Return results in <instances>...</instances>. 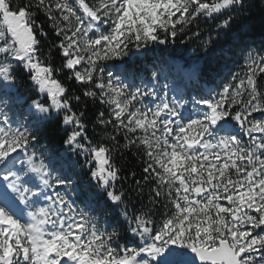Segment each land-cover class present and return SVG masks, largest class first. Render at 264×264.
Segmentation results:
<instances>
[{"label":"snow or ice","instance_id":"snow-or-ice-1","mask_svg":"<svg viewBox=\"0 0 264 264\" xmlns=\"http://www.w3.org/2000/svg\"><path fill=\"white\" fill-rule=\"evenodd\" d=\"M38 14L57 38L59 65L40 54L49 33ZM236 14L250 15L246 0H0V264H264V45L246 52L243 74L191 100L162 66L140 84L136 69L105 77L107 61L199 37L188 33L201 18L216 21L215 37L201 45L207 54ZM65 72L86 101L106 107L94 123L115 135L89 138L85 111L73 107L81 96L59 79ZM24 78L38 98L24 101L23 122L13 121ZM42 130L63 149L38 151ZM118 147L135 149L144 163L133 191L148 187L149 204L139 211L116 187ZM81 185L77 207L63 190ZM113 211L136 246L101 225L96 213Z\"/></svg>","mask_w":264,"mask_h":264},{"label":"trees","instance_id":"trees-1","mask_svg":"<svg viewBox=\"0 0 264 264\" xmlns=\"http://www.w3.org/2000/svg\"><path fill=\"white\" fill-rule=\"evenodd\" d=\"M246 6L250 10V15L247 17H241L236 14L235 23L232 26V31L229 32L228 36L225 37L221 35L218 40H214L212 47L209 49V53H205L202 50V42L207 40L211 34L215 37L216 33L214 30V24L216 21L208 20L206 18H201L189 26L190 31L188 35L192 32L199 31L201 35L199 37H193L188 39V36L180 37L178 36L175 43L169 42L166 45H156L149 49L146 54L137 53L134 50L130 52L129 57L124 58V60H114L111 61L113 65L121 63L124 68L140 70V75L144 77L147 74L146 68L148 63H152L153 60L167 62L169 60L174 61V59H179L184 65H194L198 67V79L199 82L206 85L214 86V89H219L220 85L223 83L224 78H229L232 73H236L235 57L238 53L245 54L249 46H256L261 44L264 45V10L260 6V0H246ZM38 24L43 26V30L49 33L47 38L41 37L40 44V54L43 59L51 58L54 65H59L61 62V56L59 49L54 48L52 45L56 42L57 38L52 35L51 29L47 26V21L43 15L38 14L35 17ZM233 33H236L242 37L239 43L233 41ZM183 39V43L181 42ZM225 53V55H223ZM226 56V57H224ZM232 64L230 70L222 75L221 67H228ZM59 79L64 82L69 88L70 95H80L81 103L78 105L73 101V107L77 110L85 111V123L87 124L86 133L89 138L94 142L101 141V137L105 135V132L111 135H115L112 128L102 129L99 125L95 124V118L99 111H104L107 115V109L105 106L100 104H93L90 100H85L82 95V86L75 84L74 81L67 80V73H62L59 75ZM261 85L264 86V80L260 81ZM19 96L22 98L19 106L24 107L26 103L24 101L31 102L30 98H38V95L32 91L26 78H24L23 86H19ZM87 107L84 108V104ZM40 136V142L37 144L38 147H43V150L48 151H60L63 149L62 143L58 140L53 142L50 138L46 139L43 136V130L38 133ZM118 140L122 145L124 143L123 136H118ZM104 143L111 146V141L108 139L103 140ZM135 149H126L123 147H118L113 152V160L115 164L121 169L120 177L121 179L117 182V189H123L126 192V199L130 197L129 209L139 211L142 205L149 204V189L144 187L143 193L137 195L133 189L135 188L134 181L139 179L142 180L143 172L142 168L144 166L141 155L134 154ZM71 155V153H69ZM74 161L83 163V157L72 156ZM86 171V170H85ZM81 172V170H80ZM135 173V177L132 173ZM80 181L84 183L88 182L87 175H81ZM93 192H98L95 188V182H92ZM83 185H81V190L77 191L80 195V199H83ZM163 211L162 203L156 208V216L154 219L159 220L160 213ZM96 215L99 216L100 221L103 224H113V221L117 220V211L103 215L97 212ZM117 227V226H116ZM127 224L123 223L117 230L121 232L119 243L122 245L137 244L138 238L132 237L127 231Z\"/></svg>","mask_w":264,"mask_h":264},{"label":"rangeland","instance_id":"rangeland-1","mask_svg":"<svg viewBox=\"0 0 264 264\" xmlns=\"http://www.w3.org/2000/svg\"><path fill=\"white\" fill-rule=\"evenodd\" d=\"M257 50V48H256ZM248 51V50H247ZM246 51V52H247ZM246 52L244 55H246ZM225 55V53L223 54ZM238 55V61H240V57H239V53L237 54ZM243 60V63H244V58L242 59ZM113 63H111V61H107L105 63V77H107V72L108 71H111L114 75L115 74H119L121 71L119 69L115 70L114 67L112 66ZM155 66H162L165 70H166V73L169 77V80L168 82L169 83H172V82H175L176 84H179L181 86V84L185 81V82H190V85H192L194 82H195V77H194V74L195 72H190V71H183L180 65V63L178 62H174V64L170 63V61L168 62H157V63H154ZM146 70H147V75L146 77L144 76H140V79H137L136 83L137 84H140L141 83V79H144V80H148L150 79V72L152 70L153 67H145ZM243 71H244V64L242 66H238L237 69H236V73H241L243 74ZM185 72V73H183ZM227 79L225 78L224 82L226 81ZM163 80H161V84H163ZM196 83V82H195ZM196 87H198L197 84H195ZM182 87V86H181ZM182 88H185V84ZM184 90V89H183ZM209 89H206L205 90V93L208 91ZM189 94L187 93H184L185 94V98L188 99V100H191V97L193 95H200L202 94L199 90H196V88H189ZM172 94L170 93V96ZM145 103H149L148 100L145 101ZM188 111L191 110V105L189 104L188 106ZM25 113V110L22 109V107L20 108V106H16L13 110L12 113H10V115L12 116V119L13 121H17V120H20L21 122H23V115ZM187 112L184 113L185 116H187ZM36 148L38 151H41L37 145H36ZM42 151H45V150H42ZM63 191H66L67 192V198L69 200H72V201H75L76 202V206L77 207H83L80 203V200H79V196L76 194V192H73L72 190H63Z\"/></svg>","mask_w":264,"mask_h":264}]
</instances>
